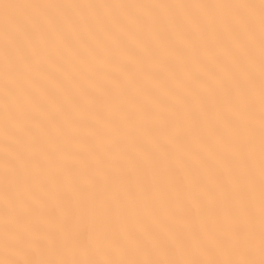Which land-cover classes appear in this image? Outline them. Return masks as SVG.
Returning a JSON list of instances; mask_svg holds the SVG:
<instances>
[{
  "label": "snow or ice",
  "instance_id": "1",
  "mask_svg": "<svg viewBox=\"0 0 264 264\" xmlns=\"http://www.w3.org/2000/svg\"><path fill=\"white\" fill-rule=\"evenodd\" d=\"M0 264H264V0H0Z\"/></svg>",
  "mask_w": 264,
  "mask_h": 264
}]
</instances>
